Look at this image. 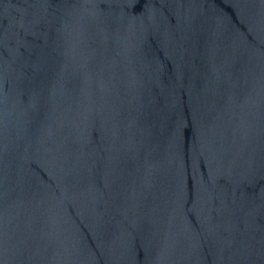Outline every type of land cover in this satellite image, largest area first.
<instances>
[{
	"label": "water",
	"instance_id": "1",
	"mask_svg": "<svg viewBox=\"0 0 264 264\" xmlns=\"http://www.w3.org/2000/svg\"><path fill=\"white\" fill-rule=\"evenodd\" d=\"M0 264H264V0H0Z\"/></svg>",
	"mask_w": 264,
	"mask_h": 264
}]
</instances>
